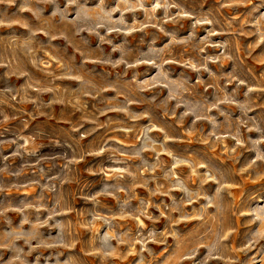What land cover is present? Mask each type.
<instances>
[{"label":"clouds","instance_id":"9594fccd","mask_svg":"<svg viewBox=\"0 0 264 264\" xmlns=\"http://www.w3.org/2000/svg\"><path fill=\"white\" fill-rule=\"evenodd\" d=\"M218 3L214 13L211 9H191L183 0H0V27L19 24L27 29L0 36V69L4 70L0 72L4 84L0 88V160L4 162L0 164V177L7 174L17 178L11 183L0 179V193L39 188L31 200L16 204L0 201V216H4L8 225L0 232L2 264H78L74 254L65 256L62 251L72 249L76 242L73 220L66 218L72 205L65 186L78 182L77 166L88 157L97 159L83 171L96 177L91 183H98L99 187L89 189V181H80L84 205L81 208L84 219L80 223L90 230V253L97 255L101 264L115 255L121 244L128 245L125 255L140 245L136 264H152L145 257V253L153 256L148 245L166 244L169 237L173 238L174 252L187 247L175 225L192 219L201 221L195 227L203 229V233L191 241L182 258L194 260L195 264H210L226 257L230 250L229 235L235 231L234 226L225 222V214L233 207L226 200L232 197L227 189L236 183L232 170L222 168L207 156L193 158L196 150L173 147L185 141L192 143L195 137L197 144H207L213 152L219 148L234 163H240L242 153L250 152L253 155L244 159L239 172L254 175L255 179L264 178V112L258 111L261 105L257 103L259 94L264 92V73L258 80L245 75L238 42L240 36L255 37L247 45L249 56L264 45V0H218ZM45 5H50V9L46 10ZM11 6H16V10L10 13ZM226 8L247 11L222 20L217 13ZM26 12L31 13L33 23L29 24V18L22 15ZM181 20L191 21L186 35L179 34L175 27H167ZM53 26L58 31H52ZM149 29L155 31L149 33ZM200 29L205 33L203 36L199 35ZM136 33L144 34L141 40L149 37L145 48L128 47V37ZM113 34L122 39L117 41ZM41 35L47 40L40 39ZM221 35L230 39H213ZM161 36L165 39L158 45ZM91 37L96 40L94 47ZM58 39L79 48L78 64L74 63V55L63 58L54 54V49L60 46L52 42ZM104 45L110 46V50L106 52ZM175 48L193 54L175 56ZM208 49L219 51L206 54ZM91 52L99 54L93 56ZM257 59L264 63V54ZM53 60L56 68L49 70ZM228 62L232 67L224 71ZM89 64L122 71L115 75L101 73L86 67ZM173 64L182 70L174 72L169 67ZM142 65L154 71L151 74L132 71L129 76V70ZM28 66L43 73L44 79L37 78ZM13 77L22 78V83L12 84ZM59 80H72L76 84L70 90L68 86L61 89L56 83ZM230 85L235 87L230 89ZM108 92L113 95H105ZM88 98L95 101L90 110ZM29 104L32 109L26 111L22 106ZM58 104L81 113L70 129L62 130V137H49L40 127L27 135L23 130L6 127L19 120L26 130L30 121L50 115L49 110ZM15 105L21 107L13 114L5 110V106ZM109 113L120 115L114 118ZM100 129L105 132L96 136ZM9 132L11 135L6 136ZM90 136L93 139L85 145L83 141ZM45 140L49 142L44 143ZM9 147L11 153L3 155ZM147 153L152 154L151 158ZM162 156L169 157L170 162L166 164ZM16 157L20 158V164L9 171L7 160ZM185 167L189 169L186 175L177 172ZM26 171L32 172V178L20 181L18 178ZM209 183L215 187L206 189ZM137 187L147 189L149 199L141 198L134 204ZM173 192L181 195L174 196ZM156 196H168L170 202L154 203L151 197ZM101 197L113 198L115 210L106 211ZM251 198L256 199L254 205L235 209L239 216L250 217L245 221L247 225H257L241 242L239 251L245 253L256 249L264 239V197L253 194ZM49 199L51 204L47 203ZM189 205L198 207L188 210ZM150 208L160 211L161 217L167 214L168 223L162 230L144 224V218L154 224L159 219L150 214ZM9 211L21 214L15 226L6 215ZM42 212L45 214L41 215ZM129 219L135 221V234L131 228L121 231L120 221ZM45 227L55 229V233L41 231ZM201 248L205 249L203 255ZM5 251L9 254L7 259ZM173 259L175 254L161 264H170ZM245 264H264V255L256 252Z\"/></svg>","mask_w":264,"mask_h":264},{"label":"rangeland","instance_id":"374dc122","mask_svg":"<svg viewBox=\"0 0 264 264\" xmlns=\"http://www.w3.org/2000/svg\"><path fill=\"white\" fill-rule=\"evenodd\" d=\"M183 2L186 4L187 7L194 9V10H200V9H211L214 13H216V10L219 8V3L218 0H183ZM47 9H50V5H45L43 6ZM16 10V6H11L9 8V12H14ZM247 10L244 8H233V9H223L222 12L217 13V15H219V17L223 20L225 17H229L237 12L243 13L246 12ZM24 17L29 18V24L33 23V19L31 18V13H23L22 14ZM129 17L132 15L131 13L128 14ZM137 15H142L141 13H137ZM241 19H243V17L241 16ZM191 24L190 20H181L179 24L176 25H172L169 24L167 25V27L172 28L175 27L179 34L181 35H186L189 31V25ZM182 25V26H181ZM207 27V26H205ZM27 29L21 28L19 24H15L12 25L11 27H0V36H4L7 33L10 32H16V33H23L26 32ZM52 31H58V29L53 26L52 27ZM149 33L155 31L154 29H149L148 30ZM205 33L203 31V29L199 30V35L203 36ZM143 33H136L133 36L128 37L129 40V45L128 47H131L135 50H140L143 49L147 46V41L149 39V37H145L143 40H141V36H143ZM113 36L115 37V34H113ZM40 39L43 40H47L46 36L41 35L39 37ZM115 39L118 41L119 39H122V37H115ZM164 37L161 36V38L157 41V44H161L164 42ZM214 40L217 41H221V40H226V39H230L229 36L227 35H221V36H216L213 38ZM91 46H95L96 40L95 37H91ZM255 40L254 36H240L238 38V42L240 45V56H241V60L243 62V70L245 72V75L249 78V79H260L261 78V74L264 73V63H261L258 61V57L261 56V54H264V45H261L259 48H256L254 51H252V54L249 56L247 54V45L251 42ZM54 45H59L60 47L54 49V54H58L63 58H67L70 55H74L75 56V64H78L80 59H81V51L79 50V48H74L71 44H67L65 43L64 40L62 39H58V40H54L52 42ZM83 47H88V46H83ZM105 51H109L110 50V46L108 45H104L103 46ZM66 48V50H65ZM219 51L218 49H208L206 54H210V53H214ZM183 53V49L180 48H175L173 50V55L175 56H179ZM98 52H91V55L95 56L98 55ZM185 55H192L193 53H191V51L189 50L187 53H183ZM118 55V54H113ZM133 55H135V52L133 53ZM30 71L33 72V74L40 79H44V75L41 72H38L36 69L31 68V66H28ZM86 67L89 68H95L97 69L98 72L101 73H112V75H115V72L117 71H122L121 69H116V70H112L110 68H106L104 66L98 65V64H89L86 65ZM169 67H171L174 72H178L181 71V67L178 64H173V65H169ZM211 67L214 70L220 71V69H218V67L216 65H211ZM232 67L231 62H228L225 64L224 66V71L229 70ZM56 68V63L53 60L49 70H52ZM4 71L3 69H0V72ZM132 71H139L141 73H148L151 74L154 69L146 66V65H142L137 69H133V70H129V76H131ZM187 71V70H185ZM95 75V74H94ZM191 75L193 77H195V73H191ZM97 80H100L101 77L100 76H96ZM12 84L15 85H19L20 83H22V78L21 79H17L16 77H13L11 80ZM57 85H59L61 87V89H63L65 86L69 87V90L75 86L76 81H72V80H59L56 81ZM223 83V82H221ZM4 86L3 81H0V88H2ZM235 87V85H230L229 88H233ZM200 91L203 93V88L200 89ZM212 90L209 89V93ZM243 92V88L241 89V93ZM151 93H147L146 95H150ZM105 95H113V93L108 92ZM45 99H47V95L45 96ZM88 105H89V109L90 110V106L92 104L95 103L94 100H92L91 98H88L87 101ZM258 104L261 105V107L258 109V111L260 112H264V92H261L259 94V99L257 101ZM21 107L20 105H15L14 107H7L5 106V110L9 113V114H13L15 112L16 108ZM25 108L26 111H31L32 109V105H24L22 106ZM133 107L135 108H139V107H144L143 105L140 106H136L134 105ZM50 111V115L48 116H42L36 120H32L30 121L29 127L28 129L24 130L22 129V126L20 125V121L19 120H15V121H11L8 125H6V127H8L9 129L15 130V131H21L23 130L24 133L27 135L28 133H30L32 131L33 128L36 127H40L44 130H46V132L48 133L49 137L55 138L57 136H61L63 135L62 130H67L70 129L71 126L76 123L80 116L81 113L75 109H73L71 106H65V105H54L53 109L49 110ZM18 114V113H17ZM110 116L116 118L118 117L120 114L118 113H109ZM23 118H27V117H23ZM107 119V117H101V120H105ZM143 123V122H141ZM186 126V124H185ZM85 127H89V125H85ZM180 127V126H177ZM83 131V129H81ZM105 129H100V132L96 133V136H100L101 133H104ZM6 136L11 135V133H5ZM154 135H159V133H155ZM251 135H255V133L251 134ZM93 137H88L87 139H85L83 141V143L86 145L88 144V142L90 140H92ZM48 140H45L44 143H48ZM229 143H231V141H229ZM173 147L175 149L178 150H196L193 158L199 159L202 158L204 156L210 157L212 159L215 160V162L217 164H219L222 168L225 169H231L232 173H233V177L236 181L235 185L229 189H227V191H231L232 192V197H226V200L231 203L233 205V207L225 214V222L227 224H231L232 226H234L235 231L232 232L229 235V239L227 241V243L230 245V250L228 251V253L226 254L225 258H221V259H215L210 261V264H245L246 261L249 260V257L253 256L256 254V252H261V255H264V239H261L259 241V244L257 245L256 249H253L252 251H249L247 253L239 251L240 247H241V242L245 239V234L249 233L251 230L255 229L257 227V225H247L245 223L246 220L250 219V217H241L239 216L238 213L235 212V209L237 208H242V207H248L251 205H254L256 203V199H252V195L256 194L257 198L258 197H264V178L261 179H255V176L252 175L250 176L249 173L245 172V173H240L239 172V168L241 166V164L243 163L244 159L247 157H251L253 154L250 152H244L242 153L241 157H240V163H234L231 159H228L226 154L222 153L220 151L219 148H217L215 150V152H213L211 150V148L209 147V145L207 144H197L195 141V137L192 138V143H187L185 142H181L178 144L173 145ZM12 148H6L4 150L3 155L7 156L11 153ZM147 156H149L151 158L152 154L151 153H147ZM25 159H28L27 157H25ZM94 157H88L83 163H81L80 165H78L77 167L79 168V178H78V182L74 183L72 185H66L65 188L68 191V196L67 198L70 201V204L72 205V210L70 212H68L66 214V218H70L73 220V225H74V231H75V237H76V242H75V246L72 249H68V250H62L65 253V256H67L69 253H72L76 256L78 264H101V261L99 259V257L95 254H91L90 253V249H89V237H90V230L85 227L82 226L80 221L84 219V216L81 215V208L84 206L83 205V201L80 199V188H81V183L80 181L86 180L89 181V189H95L97 187H99L98 183H91V181L96 180V177H90L87 175V173H85L83 171V169L91 162L93 161ZM162 160L165 161L166 164H168L170 162V158L166 157V156H162L161 157ZM4 163L2 160H0V164ZM7 164L10 165V169L9 171H12L14 169H16L19 164H20V158L16 157L13 159H9L7 160ZM56 169H52V172H55ZM177 172L180 173L181 175H186L189 172L188 168H179L177 169ZM159 174V173H158ZM32 178V172L31 171H26L24 176L19 177L18 179L20 181L23 180H27V179H31ZM0 179H3V181L5 183H11L15 180H17L16 177L10 176L5 174L4 176L0 177ZM255 180V182H253ZM198 183V181H197ZM154 186V185H153ZM215 185L213 183H209L205 185V188H214ZM39 192V188H33L32 190H29L27 192L24 191H16V190H12L10 192H3L0 193V201H4L5 204H7L9 201H11L13 204L18 203L20 200H31L33 197H35ZM136 194H137V199L135 201H133L134 204L138 203L139 199L144 198V199H149V194L147 189H145L144 187H137L136 188ZM172 195L174 196H179L181 195L178 192H173ZM151 199L153 200V202H160V201H166V202H170L169 201V197L168 196H156V197H151ZM101 200L103 201L104 204V208L106 211L111 210L114 211L115 210V205H116V201L111 198V197H101ZM47 203L51 204V200L49 199L47 201ZM200 203H203V201H200ZM192 207H198V205H189L188 206V210H191ZM31 212V214L34 216L35 213L32 210H29ZM211 211V210H210ZM149 212L151 215H153L154 217H158L159 219H157L155 221V224L153 223V221L148 220L146 218H144L143 222L145 225L148 226V228L151 227H155L157 230H162L164 228V225L168 223L167 221V214H165V216L161 217L160 215V211H157V209L155 208H150ZM235 213V214H234ZM45 213H41V215H44ZM6 215L8 217L12 218L13 221V226H15L19 220H20V213L18 212H12L9 211L6 213ZM178 215V214H176ZM63 218V217H62ZM122 228L121 231L127 230L128 228H131L133 231V234H135V221L129 219V220H121L120 221ZM201 221L196 220V219H192L186 222H181L178 225H175L176 228H178L181 232L182 238L185 242V245L187 247H191V241H193L194 239H196L199 235H202L203 233V229H197L195 226L200 224ZM8 227V225L5 223V219L4 216H0V232H2L3 230H5ZM28 226L25 225V228H27ZM98 230L103 232V228L100 226H97ZM41 231L47 233L49 231H52L53 233H55V229H49L48 227L42 228ZM149 248L153 249V256L152 257H148V254L145 253V257L146 259H151L152 260V264H161V262L175 254V259H173L170 264H195L194 260H188V259H183V255L185 253V251L187 250V247H180L179 249H175L174 252V241L172 237L168 238V242L166 244H160V243H155V244H149L148 245ZM50 251H54V250H50ZM128 251V245L127 244H121L118 246L117 249V253L113 256L108 257L107 259H105L103 261V264H136L137 260L139 259V251H140V245L137 244L135 246V248L133 250H131V254L125 255V252ZM205 249L201 248L200 249V254L203 255ZM4 257L5 259H7L8 257V252L5 251L4 253ZM45 254H47V252H45ZM35 255V254H34ZM200 257L198 256L197 259H199ZM31 259V258H29ZM63 259V258H62ZM260 257L257 256V260L259 261ZM0 264H2V262H0Z\"/></svg>","mask_w":264,"mask_h":264}]
</instances>
